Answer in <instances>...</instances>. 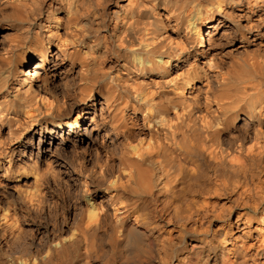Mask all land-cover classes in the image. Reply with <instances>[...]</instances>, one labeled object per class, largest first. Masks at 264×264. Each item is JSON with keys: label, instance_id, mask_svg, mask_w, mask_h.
I'll use <instances>...</instances> for the list:
<instances>
[{"label": "bare ground", "instance_id": "1", "mask_svg": "<svg viewBox=\"0 0 264 264\" xmlns=\"http://www.w3.org/2000/svg\"><path fill=\"white\" fill-rule=\"evenodd\" d=\"M1 25L0 178L75 198L63 223L41 184L13 198L33 248L0 208V264H264V0H0Z\"/></svg>", "mask_w": 264, "mask_h": 264}, {"label": "rangeland", "instance_id": "2", "mask_svg": "<svg viewBox=\"0 0 264 264\" xmlns=\"http://www.w3.org/2000/svg\"><path fill=\"white\" fill-rule=\"evenodd\" d=\"M11 34L12 33L9 29L5 28L3 25L0 26V41L6 43V38L9 37ZM30 141L31 142L29 143V146L21 150L16 155L18 161L22 162L23 164L35 163L36 161L40 169L42 168L43 171L44 168L48 169L47 163L49 164L50 162L54 166L55 170L58 171L60 167H58L55 161H53L54 157H51L48 154H40L38 144H35L32 140ZM65 153H67L66 155H68L69 152L65 151ZM53 178L54 177H51L50 174L46 176L43 180H41L39 183L35 182L34 178H30L29 181H25V179H23L12 182H8L3 178H0V208L9 207L11 205L13 213L12 215L17 216L19 224L23 228V236L25 234V237H23L25 240L24 243H28L27 245H30L31 248H33L34 244L40 239V235L37 233V231H32V229H37V227L42 228L44 226L43 221H38V217L42 215V210L30 214V206L28 201L24 203L22 208L18 204H16L17 202L16 200L14 201L13 198H15L18 193H22V195H24L26 192H23V190L26 191L29 187L32 188L35 185L33 187L35 188L38 184H41L40 187L39 185L38 187L39 190L41 189V194L43 193L41 203L42 208L44 207L45 209H49V212L51 211V215L58 214V217H56L59 219V222L63 223L64 219L68 218L69 209L75 198L73 178H71V176L69 175L65 176V180L67 179L66 182L68 184L70 183L69 185H71L69 186L70 188H68L67 190L62 187L63 185H66V182H62L59 178ZM33 190H36V188L31 189L32 192H35Z\"/></svg>", "mask_w": 264, "mask_h": 264}]
</instances>
